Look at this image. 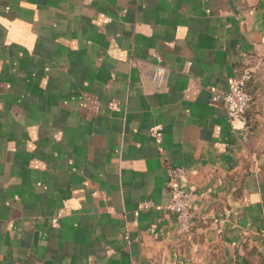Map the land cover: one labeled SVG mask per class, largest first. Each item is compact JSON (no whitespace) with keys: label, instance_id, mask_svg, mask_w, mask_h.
Returning a JSON list of instances; mask_svg holds the SVG:
<instances>
[{"label":"crops","instance_id":"crops-1","mask_svg":"<svg viewBox=\"0 0 264 264\" xmlns=\"http://www.w3.org/2000/svg\"><path fill=\"white\" fill-rule=\"evenodd\" d=\"M0 264H264V0H0Z\"/></svg>","mask_w":264,"mask_h":264},{"label":"built area","instance_id":"built-area-1","mask_svg":"<svg viewBox=\"0 0 264 264\" xmlns=\"http://www.w3.org/2000/svg\"><path fill=\"white\" fill-rule=\"evenodd\" d=\"M166 68L160 66L155 72L158 80H162L166 75ZM254 76L253 69H246L244 73L234 79L230 84V90L225 94H220L212 88L213 99L222 101L231 117H237L242 122V129L249 133L252 123L249 112L252 109L253 98L247 90V84ZM152 136L161 138L159 128L152 130ZM185 177V169L181 166L169 167L168 186L170 188L171 200L168 209L176 214L180 229L184 232L191 231L197 224L200 215L194 208V194L182 186Z\"/></svg>","mask_w":264,"mask_h":264},{"label":"trees","instance_id":"trees-1","mask_svg":"<svg viewBox=\"0 0 264 264\" xmlns=\"http://www.w3.org/2000/svg\"><path fill=\"white\" fill-rule=\"evenodd\" d=\"M249 92V91H248ZM253 98V97H252Z\"/></svg>","mask_w":264,"mask_h":264}]
</instances>
